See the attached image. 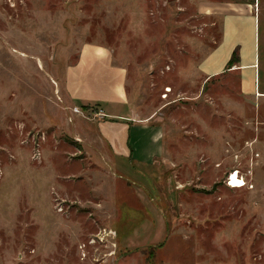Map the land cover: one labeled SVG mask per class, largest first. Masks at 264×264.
<instances>
[{
    "label": "rangeland",
    "instance_id": "1",
    "mask_svg": "<svg viewBox=\"0 0 264 264\" xmlns=\"http://www.w3.org/2000/svg\"><path fill=\"white\" fill-rule=\"evenodd\" d=\"M232 2L0 0V264H264V108L238 76L200 72L254 53L250 22L224 43ZM92 51L129 69L143 115L165 123L163 157L105 154L98 106L64 86Z\"/></svg>",
    "mask_w": 264,
    "mask_h": 264
},
{
    "label": "crops",
    "instance_id": "2",
    "mask_svg": "<svg viewBox=\"0 0 264 264\" xmlns=\"http://www.w3.org/2000/svg\"><path fill=\"white\" fill-rule=\"evenodd\" d=\"M260 4L258 0H233L228 5H219L220 11L224 14L222 36L225 37L224 43L228 39V33L238 30L239 22H250L254 24L256 32L254 53L250 54L251 51L247 52L243 47L240 49L239 61L229 68L233 57L230 50L224 66H217L214 62H208L206 65V60L201 64L202 71L200 70L202 78L207 80L225 73L238 76L241 94L247 102L255 103L254 108L257 112L264 108V21L262 27L260 25L259 45L257 42ZM215 8L213 2L203 3L201 11H215ZM259 16L261 18V15ZM237 43L246 44L244 41ZM83 82H86L90 89H87ZM249 82L254 83L255 96L250 94L246 87L249 86L246 85ZM64 86L71 101L84 106H98L100 113L96 111L95 114L99 113L97 117L102 118L100 129L102 140L106 144L105 154L110 153L124 159L130 156L136 161L137 159L142 161L143 158L148 162L165 155V123L153 112L149 116L143 115L140 97L133 99L131 96L129 69L122 65L117 66L113 53L92 51L86 57L81 55L78 62L68 68ZM261 150L264 156V149Z\"/></svg>",
    "mask_w": 264,
    "mask_h": 264
},
{
    "label": "bare ground",
    "instance_id": "3",
    "mask_svg": "<svg viewBox=\"0 0 264 264\" xmlns=\"http://www.w3.org/2000/svg\"><path fill=\"white\" fill-rule=\"evenodd\" d=\"M99 50V49H98ZM102 50V49H100ZM229 181H231L229 184L233 188H241L242 186L246 185L245 179L241 178L238 173L233 172L231 178H229Z\"/></svg>",
    "mask_w": 264,
    "mask_h": 264
},
{
    "label": "trees",
    "instance_id": "4",
    "mask_svg": "<svg viewBox=\"0 0 264 264\" xmlns=\"http://www.w3.org/2000/svg\"><path fill=\"white\" fill-rule=\"evenodd\" d=\"M240 59L239 53L236 51L229 63V68L233 67Z\"/></svg>",
    "mask_w": 264,
    "mask_h": 264
},
{
    "label": "built area",
    "instance_id": "5",
    "mask_svg": "<svg viewBox=\"0 0 264 264\" xmlns=\"http://www.w3.org/2000/svg\"><path fill=\"white\" fill-rule=\"evenodd\" d=\"M171 92V88H167V93H165V96L167 97L168 96V93ZM78 110V109H77ZM235 172H239V171H235ZM240 174V172H239ZM232 174L230 175L229 178H231ZM241 176V175H240ZM243 179H245L243 176H241ZM246 181V180H245ZM231 181H228V183H230ZM247 184V183H246ZM246 185L242 186V187H245Z\"/></svg>",
    "mask_w": 264,
    "mask_h": 264
}]
</instances>
